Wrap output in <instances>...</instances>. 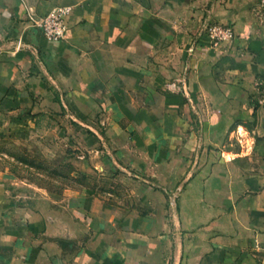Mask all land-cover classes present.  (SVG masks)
Wrapping results in <instances>:
<instances>
[{
    "label": "crops",
    "instance_id": "0c3cea01",
    "mask_svg": "<svg viewBox=\"0 0 264 264\" xmlns=\"http://www.w3.org/2000/svg\"><path fill=\"white\" fill-rule=\"evenodd\" d=\"M57 6L69 11L54 43L32 18ZM212 24L232 36L209 47ZM74 108L110 111L142 196L120 225L110 215L92 239L70 238L0 176V264H264V24L251 0H0V115Z\"/></svg>",
    "mask_w": 264,
    "mask_h": 264
},
{
    "label": "rangeland",
    "instance_id": "374dc122",
    "mask_svg": "<svg viewBox=\"0 0 264 264\" xmlns=\"http://www.w3.org/2000/svg\"><path fill=\"white\" fill-rule=\"evenodd\" d=\"M251 1L264 24V0ZM109 115L107 109L31 110L21 111L18 123L8 112L0 115V176L67 227L70 238L92 239L88 234L110 215L120 225L142 196L144 177L131 168L125 146L113 141Z\"/></svg>",
    "mask_w": 264,
    "mask_h": 264
},
{
    "label": "built area",
    "instance_id": "2783aa9c",
    "mask_svg": "<svg viewBox=\"0 0 264 264\" xmlns=\"http://www.w3.org/2000/svg\"><path fill=\"white\" fill-rule=\"evenodd\" d=\"M68 7L57 6L48 13L32 18V22L52 42L58 43L65 38L67 25L66 15ZM210 38L209 47L216 46L232 36V29L228 25L212 24L207 26ZM198 42V41H196Z\"/></svg>",
    "mask_w": 264,
    "mask_h": 264
},
{
    "label": "water",
    "instance_id": "95a60500",
    "mask_svg": "<svg viewBox=\"0 0 264 264\" xmlns=\"http://www.w3.org/2000/svg\"><path fill=\"white\" fill-rule=\"evenodd\" d=\"M263 126H264V122H263Z\"/></svg>",
    "mask_w": 264,
    "mask_h": 264
}]
</instances>
